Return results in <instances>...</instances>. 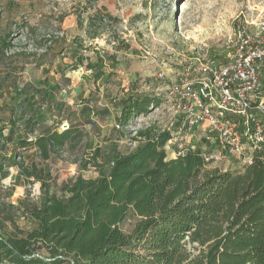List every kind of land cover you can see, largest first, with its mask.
Wrapping results in <instances>:
<instances>
[{
  "label": "trees",
  "instance_id": "16d2710c",
  "mask_svg": "<svg viewBox=\"0 0 264 264\" xmlns=\"http://www.w3.org/2000/svg\"><path fill=\"white\" fill-rule=\"evenodd\" d=\"M107 21L119 19L95 11L84 29L86 38H100ZM73 46L75 54L80 52L76 65L87 61L85 70L94 71L95 83L105 53L92 65L81 55L87 49L77 42ZM0 47L10 44L3 39ZM44 83L20 90L22 106L12 116L19 115L23 130L12 119L6 135L0 128V182L17 168L23 181L38 183L40 190L35 202L0 203L2 224L12 226L9 233L0 230V264H69L67 259L73 264H264V143L253 147L251 164L220 170L198 150L168 159L163 146L169 131L144 128L132 139L136 145L131 150H111L107 171L98 166L96 178L72 176L51 192L55 182L46 164L76 147L84 135L76 125L61 132L39 129V112L46 107L60 114L64 108L56 102L60 88ZM163 102L132 85L116 104L115 125L124 131ZM92 110L84 109V124L101 115L91 116ZM31 149L33 155L24 157ZM98 155L96 150L92 158ZM16 213L33 228L20 229ZM126 221L132 224L128 232L122 229Z\"/></svg>",
  "mask_w": 264,
  "mask_h": 264
},
{
  "label": "rangeland",
  "instance_id": "374dc122",
  "mask_svg": "<svg viewBox=\"0 0 264 264\" xmlns=\"http://www.w3.org/2000/svg\"><path fill=\"white\" fill-rule=\"evenodd\" d=\"M113 5L119 10L116 15L112 13ZM102 9L119 22L107 21L103 35L88 40L84 32L88 18ZM257 16L264 17V0H0V44L3 39L10 44L9 49L0 47V128H8V119L22 106L20 90L38 82L59 87L57 99L70 105L63 106L60 114L57 109L47 111L46 107L39 112L41 130L50 127L61 132L62 124L77 125L82 121L78 101L91 97L93 101L99 99L100 104L118 103L122 91L132 85L141 93L166 101L170 86L179 78L200 63L222 59L223 44L243 17ZM73 42L87 49L81 55L91 59L92 65L97 55L105 53L98 86L88 83L94 71L85 72L87 61L81 68L76 65L80 52L75 54ZM152 112L115 133L112 119L91 118L92 124L86 122L81 129L82 141L46 164L55 182L51 192L71 176L96 178L98 166L107 171L111 150H131L136 145L132 139L139 130L167 131L172 120L168 104L163 103ZM192 135L196 140L191 143L194 150L216 157L210 167L231 171L244 167L201 129H195ZM118 137L120 142L114 143ZM96 150L99 155L92 158ZM33 152L27 150L25 156ZM167 157L177 156L168 153ZM88 159V167L80 170L79 165ZM39 195V184L21 180L16 168L9 169L0 182V203L35 202ZM14 219L20 229L34 226L20 213ZM131 225L126 221L122 229L128 232ZM11 229L1 221V233Z\"/></svg>",
  "mask_w": 264,
  "mask_h": 264
},
{
  "label": "built area",
  "instance_id": "2783aa9c",
  "mask_svg": "<svg viewBox=\"0 0 264 264\" xmlns=\"http://www.w3.org/2000/svg\"><path fill=\"white\" fill-rule=\"evenodd\" d=\"M221 54L222 59L198 64L170 86L165 101L172 115L170 139L163 150L175 157L194 150L188 137L202 129L246 166L252 162L253 147L264 143V17H243L228 34ZM67 128L61 125L62 131ZM203 156L206 161L216 159Z\"/></svg>",
  "mask_w": 264,
  "mask_h": 264
},
{
  "label": "crops",
  "instance_id": "0c3cea01",
  "mask_svg": "<svg viewBox=\"0 0 264 264\" xmlns=\"http://www.w3.org/2000/svg\"><path fill=\"white\" fill-rule=\"evenodd\" d=\"M108 11H109V9H107ZM118 9H117V7L115 6V5H113L112 6V13L113 14H115L116 15V13H118ZM112 14V15H113ZM79 67V66H78ZM81 68V67H80ZM85 72H89V71H86L85 70ZM94 77V76H93ZM93 77H91V79H89V81H88V83H91L92 84V86H98V80H96V82L94 83V81H93ZM107 79H108V76H107V78L105 77V80L104 81H107ZM50 86V85H49ZM129 88H130V86L128 87V89H124V92H127L128 90H129ZM60 93H61V91H60ZM59 95V94H58ZM58 97H56V102H59L60 104L62 103V105H66V106H70L68 103H66L65 101H60V100H58L57 99ZM98 100L99 99H97V100H91V97L89 98L88 97V99H83V101H78L79 103H78V105H80V106H78V107H80V110H79V118H80V123L79 124H77L76 126L81 130L83 127H85L84 125V123H83V121H84V119L87 117V113H85L84 112V109H86V108H93V110L90 112V115L91 116H93L92 115V113L93 112H101V115H97V116H93L94 117V119L95 118H99V117H101V119H106V120H108L109 118L110 119H112V121L114 122V124H115V118H116V116H118L119 115V112H120V107H118L116 104L117 103H114V102H108V103H98ZM163 103H165V101L163 102ZM163 105V104H162ZM153 112L151 111L150 113H148L147 115H145V116H141V117H149L151 114H152ZM10 119H12V120H14V121H17V125L18 126H20V128L23 130V128H22V126H21V121H20V118H19V115L18 114H15L14 116H12V117H10L9 119H8V123H9V127L8 128H5V127H2V128H4V131H3V134L4 135H6L7 133H8V131H9V128H10ZM93 120V119H92ZM94 121V120H93ZM115 127H114V131H112V132H114L115 133ZM118 130V129H117ZM202 130V129H201ZM22 132V131H21ZM120 132H123V131H121L120 130ZM120 140H121V137H118L117 139H115L113 142L114 143H117V142H120ZM188 142H191V143H194V142H196V140L194 139V136L193 135H190L189 137H188ZM33 150L34 149H31V151L33 152ZM24 153V157H26L25 155L27 154V151H24L23 152ZM26 153V154H25ZM166 155H167V153H166ZM174 157V156H173ZM172 157V158H173ZM11 169V168H10ZM17 169V168H16ZM72 170H74V168H72ZM18 171V170H17ZM72 177V176H71ZM94 179V178H93ZM22 180V179H21Z\"/></svg>",
  "mask_w": 264,
  "mask_h": 264
},
{
  "label": "water",
  "instance_id": "95a60500",
  "mask_svg": "<svg viewBox=\"0 0 264 264\" xmlns=\"http://www.w3.org/2000/svg\"><path fill=\"white\" fill-rule=\"evenodd\" d=\"M67 261L69 262V264H73L71 259H67Z\"/></svg>",
  "mask_w": 264,
  "mask_h": 264
}]
</instances>
